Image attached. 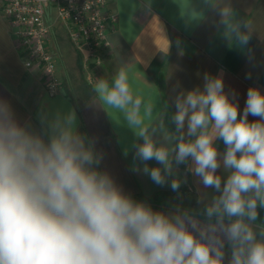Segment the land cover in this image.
I'll use <instances>...</instances> for the list:
<instances>
[{"label": "clouds", "instance_id": "obj_1", "mask_svg": "<svg viewBox=\"0 0 264 264\" xmlns=\"http://www.w3.org/2000/svg\"><path fill=\"white\" fill-rule=\"evenodd\" d=\"M204 2L230 44H248L249 19H237L228 0ZM134 68L97 78L93 103L134 132V159L143 164L134 171L164 186L185 164L214 190L197 201L205 219L179 206L154 210L127 194L100 170L102 155L79 131L75 110L42 113L36 129L0 99V264H264V92L250 87L241 114L222 76L206 72L203 87L191 90L177 82L170 129L157 111L158 89L146 96ZM181 183L173 178L170 187L178 192Z\"/></svg>", "mask_w": 264, "mask_h": 264}, {"label": "crops", "instance_id": "obj_2", "mask_svg": "<svg viewBox=\"0 0 264 264\" xmlns=\"http://www.w3.org/2000/svg\"><path fill=\"white\" fill-rule=\"evenodd\" d=\"M228 2L237 19H249L254 25L243 47L225 39L224 28L217 23L219 16L204 0H109L108 7L117 20L109 23V46L101 52L99 63L89 56L87 45L73 42L67 27L58 25L50 14L49 48L56 56L61 79L54 95L45 90L40 72L24 67L15 30L0 11V99L10 103L21 124L30 123L36 129L40 128L38 116L42 113L75 110L79 131L94 140L95 151L102 155L100 170L107 171L127 194L154 210L170 212L179 206L203 221V205L197 201L205 194L210 199L214 190L204 189L185 164L176 167L164 186L134 171L135 167H143L134 159L132 147L139 141L122 116L116 114L113 118L93 103L92 84L97 78L110 79L123 64L135 66V86L146 96L156 95L155 87L158 89L157 111L166 112L165 123L172 129L170 118L175 108L171 97L175 95V85L179 82L184 90L202 88L207 72L222 76L225 92L230 99L231 93L236 94L235 102L242 114L248 89L257 87L264 92V0ZM255 119L249 116L250 121ZM217 148L224 151L222 141H217ZM147 163L149 167H159L155 161ZM217 174L227 175L223 168ZM173 178L182 181L178 192L170 187ZM258 223L264 224V209L259 210Z\"/></svg>", "mask_w": 264, "mask_h": 264}, {"label": "built area", "instance_id": "obj_3", "mask_svg": "<svg viewBox=\"0 0 264 264\" xmlns=\"http://www.w3.org/2000/svg\"><path fill=\"white\" fill-rule=\"evenodd\" d=\"M109 0H0V11L15 30L17 46L22 50L26 69L40 72L48 94L59 91L61 79L56 70V56L49 48V16L66 25L77 44L84 43L89 56L100 62L101 52L109 46L107 28L117 20L108 7Z\"/></svg>", "mask_w": 264, "mask_h": 264}, {"label": "rangeland", "instance_id": "obj_4", "mask_svg": "<svg viewBox=\"0 0 264 264\" xmlns=\"http://www.w3.org/2000/svg\"><path fill=\"white\" fill-rule=\"evenodd\" d=\"M56 23H57L58 25L62 26L64 29H66V27H65L66 25L64 24V22H63L62 20L57 19V20H56ZM56 23H55V26L57 25ZM64 25H65V26H64ZM67 30H68V29H67ZM67 30H66V32H67ZM67 34H68L69 38L71 39L70 34H69V31L67 32ZM71 40H72V39H71ZM72 41H73V40H72ZM187 195H188V197L190 198L191 201H194L195 198H194L193 194H192L190 191L187 192Z\"/></svg>", "mask_w": 264, "mask_h": 264}]
</instances>
